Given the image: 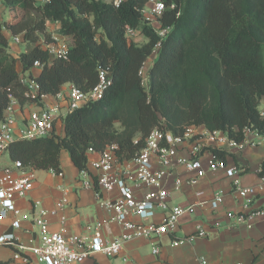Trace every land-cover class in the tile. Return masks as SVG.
Returning <instances> with one entry per match:
<instances>
[{
    "label": "trees",
    "instance_id": "trees-1",
    "mask_svg": "<svg viewBox=\"0 0 264 264\" xmlns=\"http://www.w3.org/2000/svg\"><path fill=\"white\" fill-rule=\"evenodd\" d=\"M147 1L114 7L103 0H2L11 17H0V119L9 93L21 105L41 104L42 95H56L67 83L91 90L101 69L112 79L103 98L64 116L61 131L13 142L11 160L25 170L59 171L67 150L82 170L90 149L109 144H118L121 159H131L158 126L180 134L204 125L236 140L246 127L264 133V0H164L168 7L157 22L169 29L164 37L138 10ZM49 21L72 38L67 59L51 58L42 46L52 39ZM126 25L138 31L136 37L126 36ZM5 28L24 35L27 49L18 57L9 51ZM36 61L42 68L33 76ZM21 74L38 82L34 97L26 95ZM212 151L226 159V152Z\"/></svg>",
    "mask_w": 264,
    "mask_h": 264
},
{
    "label": "built area",
    "instance_id": "built-area-1",
    "mask_svg": "<svg viewBox=\"0 0 264 264\" xmlns=\"http://www.w3.org/2000/svg\"><path fill=\"white\" fill-rule=\"evenodd\" d=\"M103 1L114 7H120L126 0ZM37 2L46 4L50 0H37ZM167 7L164 0H148L145 6L138 8L163 37L169 29L161 28L157 22ZM171 7L174 8V4ZM4 30L9 32L11 42L18 44L25 42L23 33L14 34L6 28ZM50 33L51 41L42 40V46L48 50L51 58L67 59L71 47L67 36L54 30ZM137 33L135 28L126 25V36L129 39L136 37ZM156 51L157 49L154 50ZM34 67L42 68V64L36 61ZM19 82L25 86L27 96L34 97L38 94L40 86L33 77L21 74ZM111 84L110 73L101 69L99 82L91 90L84 91L70 84L66 91L60 90L56 94L59 100L56 104L33 109L21 120L16 115V108L21 104L18 98L9 93V102L0 119V157L9 152V147L15 141L33 140L58 132L59 120H63L64 116L87 102L103 98ZM44 96L42 95V99ZM260 113L264 117V103ZM261 142H264V133H259L250 127L244 129L243 139L236 140L221 130H211L204 125H189L180 134H174L165 126H158L146 137L143 149L131 159H121L117 153L118 144H109L99 152L90 149L89 153H95L97 157H89L87 168L80 171L79 184L81 187H91L96 191L101 206L112 213V219L122 226L123 232L115 238L108 239L102 232L104 225L102 222L87 226L91 234L69 233L65 225L58 230H52L49 217L56 215L58 210L65 208L69 202V188H63V197L58 201L57 208L49 210L41 202H35L33 223L37 227V232L28 245L21 242L14 232H6L0 235V246L14 248V259L26 263L30 262L32 256L43 264H80L94 252H102L109 257L119 256L124 244L137 238L158 240L164 235H173L178 231L182 218L196 211L194 204L170 205V191L166 187V182L178 166H184L185 170L191 173L188 182L193 185L198 184L207 171L224 169L228 176L235 178L234 186L239 196L247 199V206L257 194V188L241 186L238 177L241 169L235 166L229 167L226 160L221 159L213 151L204 159V153L207 147L243 150L249 145ZM51 171L64 176L62 170ZM35 180V170H25L20 160H14L12 166H5L0 173V206L2 207L0 218H5L8 212H13L16 215L12 223L15 228L21 226L16 198L27 196L34 188ZM262 181L264 186V177ZM182 184L183 179L177 177L174 182L175 189L179 190ZM114 189L118 190L115 198L102 197L103 192ZM222 201L223 193L217 192L211 201L212 207L217 208ZM159 211L164 212V216L160 222H157L155 217ZM231 216H235L236 224L246 222L251 227L253 220L264 217V208L231 214ZM133 217H138L140 220L136 221ZM197 236H207V232L199 229L184 237H175L172 239V245L190 242ZM159 252L160 247L155 244L153 253ZM123 261L127 262L128 258L123 257ZM202 263L207 264V261L202 260Z\"/></svg>",
    "mask_w": 264,
    "mask_h": 264
},
{
    "label": "crops",
    "instance_id": "crops-1",
    "mask_svg": "<svg viewBox=\"0 0 264 264\" xmlns=\"http://www.w3.org/2000/svg\"><path fill=\"white\" fill-rule=\"evenodd\" d=\"M9 8L3 5L0 0V17L7 16ZM48 22V31H53ZM5 34L10 39L9 32ZM11 43V41L9 40ZM9 43V46H10ZM13 43V42H12ZM18 44V43H14ZM23 51H18L14 56H19ZM12 54V53H11ZM18 70H22V65L18 64ZM40 67H33L29 73L33 76L40 74ZM70 83L62 86L61 91H66ZM56 95H45L41 104L27 103L16 108V115L19 120L28 116L33 109L54 105L58 102ZM63 120L57 122V130L61 131ZM213 149L226 152V163L229 167L241 169L238 175L240 185L243 187L257 188V194L246 206L247 199L240 197L234 186V177L226 174L224 169L207 171L199 180L198 184H190L188 180L191 173L187 172L184 166H178L169 176L166 187L170 191V205H196L195 213L182 218L178 231L173 235H164L158 240L148 238H137L124 244L119 256L109 257L102 252H94L89 258L80 264H264V217L253 220L249 227L245 222L237 223L235 216L231 214L246 213L252 209L264 208V186L260 171L264 161V142L256 145H249L243 150L227 147L213 148L207 147L204 159ZM90 158L97 157V154H90ZM61 170L64 176H59L51 170H35V186L25 197H17L16 205L20 211L21 226L13 227L12 223L16 219L13 212H8L5 218H0V235L6 232H14L17 238L24 244H29L35 236L37 227L33 223L34 204L36 201L49 210L57 208V203L63 197V188H69L68 204L63 209H59L56 215L49 217L52 230H58L62 225L67 227L69 233L91 234L87 230L88 225L94 226L102 222V232L108 239L115 238L123 232L120 224L112 219V213L101 206L96 191L91 188L81 187L79 184L80 169L75 166L67 150H62L60 155ZM9 153L0 157V173L5 166H12ZM177 177L183 179V184L179 190L174 187ZM217 192L223 193V201L213 208L211 201ZM118 190L105 191L102 197L106 199L115 198ZM2 207L0 206V212ZM164 212L159 211L155 221L160 222ZM139 221L138 217H133ZM203 229L207 236H197L192 241L172 245V239L184 237ZM157 244L160 252L153 253V246ZM14 248L10 246H0V264H43L34 257H30V262L16 260L13 257ZM123 257L128 261L124 262Z\"/></svg>",
    "mask_w": 264,
    "mask_h": 264
},
{
    "label": "rangeland",
    "instance_id": "rangeland-1",
    "mask_svg": "<svg viewBox=\"0 0 264 264\" xmlns=\"http://www.w3.org/2000/svg\"><path fill=\"white\" fill-rule=\"evenodd\" d=\"M3 16H4L5 19H6V18H10V17H11V11L9 10V11L7 12V16H6V15H3ZM51 27L53 28V30H54L55 32H59V31H58V28H59V24H58V23H53V24H51ZM67 40H68L69 42L72 43V38H71V37H67ZM26 49H27V43H26V42H22V43H19V44H14V43L11 42V43H10V46H9V51H10L12 54H17L19 50H20V51H25ZM151 62H152V59L149 58V59L147 60L146 64H145V67H144V70H143V75H144V77H146L147 69L149 68ZM145 80H146V79H145Z\"/></svg>",
    "mask_w": 264,
    "mask_h": 264
}]
</instances>
